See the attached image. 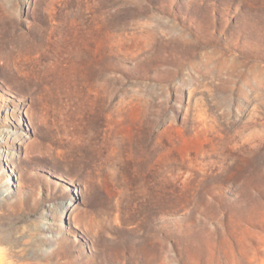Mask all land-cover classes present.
<instances>
[{
    "label": "rangeland",
    "instance_id": "rangeland-1",
    "mask_svg": "<svg viewBox=\"0 0 264 264\" xmlns=\"http://www.w3.org/2000/svg\"><path fill=\"white\" fill-rule=\"evenodd\" d=\"M0 264H264V0H0Z\"/></svg>",
    "mask_w": 264,
    "mask_h": 264
},
{
    "label": "bare ground",
    "instance_id": "bare-ground-1",
    "mask_svg": "<svg viewBox=\"0 0 264 264\" xmlns=\"http://www.w3.org/2000/svg\"><path fill=\"white\" fill-rule=\"evenodd\" d=\"M5 144H10V142L9 141H5L4 142ZM8 150V149H7ZM6 155V154H5ZM14 154H12V156H13Z\"/></svg>",
    "mask_w": 264,
    "mask_h": 264
}]
</instances>
